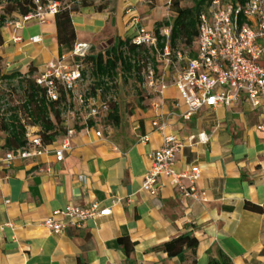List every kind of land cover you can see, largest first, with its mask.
<instances>
[{
	"label": "crops",
	"instance_id": "crops-1",
	"mask_svg": "<svg viewBox=\"0 0 264 264\" xmlns=\"http://www.w3.org/2000/svg\"><path fill=\"white\" fill-rule=\"evenodd\" d=\"M167 2L108 0L102 11L94 5H67L77 9L70 12L75 42L92 44L94 54L111 40L131 39L135 28L127 14L129 7L153 32L156 23L162 22L153 16L159 8L167 10ZM36 36L41 37L40 43L31 42ZM70 51L59 43L56 16L43 24L26 23L21 29L9 22L1 29L4 75H42L50 63ZM173 74L174 69L163 94H149L141 105L138 97L132 100L130 136L114 140L103 133L100 121L93 120L94 126L89 127L84 120L76 123L73 149L64 161L57 162L50 154L37 160L16 159L2 170L0 264H193L194 260L208 264L209 253L216 256L217 249L233 264H264V213L245 207L246 203L264 206V111L244 101L232 108L203 109L185 119L186 105L173 85ZM105 98L98 95V103ZM155 120L166 122L167 133L184 143L177 171H187L191 165L201 168L198 188L205 194L204 202L180 198L167 178L160 179L156 195L143 189L149 155L162 146V135L153 127ZM81 126L85 128L79 130ZM200 134L206 135L207 143L199 140ZM146 135L149 141L143 142ZM7 136L0 134V156L11 151L4 147ZM94 204L111 209V215L60 233L43 226L56 210ZM187 233L199 241L195 255L187 252L183 258H171L161 249ZM120 238L129 245L120 246ZM131 243L134 249L126 254Z\"/></svg>",
	"mask_w": 264,
	"mask_h": 264
},
{
	"label": "built area",
	"instance_id": "built-area-1",
	"mask_svg": "<svg viewBox=\"0 0 264 264\" xmlns=\"http://www.w3.org/2000/svg\"><path fill=\"white\" fill-rule=\"evenodd\" d=\"M31 1L34 11L11 22L16 29L32 21L43 24L49 16H56L67 5H79L82 0L69 4L60 0ZM171 1L167 2L169 7ZM127 14L131 15L135 28L132 44L153 48L157 52V69L149 63L143 71V89L149 94H163L174 69L172 81L186 105L185 119H191L203 109L232 108L244 101L254 109L264 111V64L261 63L264 56V0H247L245 3L239 0H211L208 9L199 16L195 45L186 51L172 50L171 28L161 31L166 37V44L163 50L158 49L157 36L142 25V19L135 14L133 7L127 9ZM41 41L40 36L31 38L33 43ZM92 49L90 43L75 42L68 55L50 63L44 74L35 76L36 83L46 87L48 100L57 101L64 94L68 103L73 105L64 114L67 134L61 142L47 145L36 127L28 126L26 145L0 156V181L2 170L9 169L16 159L37 160L51 154L57 162L65 160L66 154L73 149L71 139L74 129L71 122L77 117L74 111L76 105L84 113L86 122L107 116L109 99L99 104L98 96H90V88L78 93L79 85L85 81L84 72L88 73L91 69L85 60ZM98 93L100 95V91ZM153 127L162 135V146L149 155L150 168L145 174L143 189L156 195L161 187L160 179L167 178L178 189L180 198L204 202L205 194L198 188L201 168L191 165L187 171L178 172L177 157L184 143L176 134L167 133L169 126L166 122L155 120ZM97 135L101 136V132ZM198 138L202 143L208 141L205 134L198 135ZM141 140L149 141L148 135ZM111 212V209H101L98 204L88 208L68 205L44 219L43 226L52 233H60L67 228H81L87 221L109 216Z\"/></svg>",
	"mask_w": 264,
	"mask_h": 264
},
{
	"label": "trees",
	"instance_id": "trees-1",
	"mask_svg": "<svg viewBox=\"0 0 264 264\" xmlns=\"http://www.w3.org/2000/svg\"><path fill=\"white\" fill-rule=\"evenodd\" d=\"M60 1L69 4L76 0ZM94 1L82 0L79 6L88 7L93 5ZM100 1L101 4L96 7L98 11L106 9L108 5V0ZM184 1L186 0H172L169 8L174 14L173 19L156 23L153 32L158 38V49L163 50L165 47L166 37L161 34V31L167 28H171L170 46L174 52L195 45L199 16L208 9L211 0H190L193 3L190 7L183 6ZM239 1L245 3L247 0ZM34 9L31 0H0V40L3 27L14 21L17 16L28 15ZM75 10L77 9L65 8L56 15L59 43L67 45L70 49L73 48L76 39L70 12ZM157 58L155 49L135 46L132 44L131 39L115 41L107 49L96 50L94 54H90L85 60L91 65L89 75L87 76V72H84V78L89 77L91 81L90 96L97 97L98 91H100V95L104 96L114 92L118 77L121 75L125 84L131 80L135 82V92L138 103L141 105L147 97L142 90L144 83L143 71L149 63L157 69ZM33 75L34 72L4 75L0 69V86L5 83L12 87L17 83L24 93V101L20 105L10 108V113L4 109L0 110V134H8L5 149L17 151L23 148L27 143L28 126L39 128L38 134L47 145L55 143L59 137L67 134V128L64 127V114L73 105L68 103V99L64 94H61L57 101L48 100L46 87L38 85ZM105 99H109V112L104 119H107L114 128L121 127L122 113L119 103L111 97ZM92 121L93 119H90L86 122L89 127L94 126ZM98 121L101 122V120ZM83 126L79 130L85 128ZM73 127L75 130L78 126L74 124ZM245 207L254 212L264 213V206L260 207L246 203ZM118 243L122 247L129 245L125 238H120ZM198 246L199 241L197 238L192 233H187L165 243L161 249L171 258H183L187 252L195 255ZM133 249L134 244H132L130 250H125L126 254H130ZM193 264H196V260L193 261ZM208 264H233V262L222 250L217 249L216 256H213L211 252L209 253Z\"/></svg>",
	"mask_w": 264,
	"mask_h": 264
},
{
	"label": "rangeland",
	"instance_id": "rangeland-1",
	"mask_svg": "<svg viewBox=\"0 0 264 264\" xmlns=\"http://www.w3.org/2000/svg\"><path fill=\"white\" fill-rule=\"evenodd\" d=\"M101 4L100 0H95L93 2L94 6H98ZM192 2L190 0H186L182 3L183 6H192ZM165 7H168L167 10L162 7L159 8L156 12V15H152L154 20H160L164 21L166 19H173L174 14L170 11V8L168 5ZM167 16V18H166ZM163 31V30H162ZM187 49L184 48V50L180 51H186ZM90 69V67L88 66ZM91 70V69H90ZM89 73H87V76ZM135 82L133 80L129 81L128 83H124L123 77L119 75L118 81L116 82V88L114 92H110L107 94V97L113 98L116 102L119 103L121 113H122V122L121 127L114 128L113 125L108 122L107 119L101 118V129L105 135H109L112 139L117 140L121 136H130V133L132 131V116L134 115V102H132L133 99H136L137 95L135 92ZM91 81L90 78L86 77L85 81H83L79 85V91L78 93L84 92L87 88H90ZM143 90V94L147 97H149V93ZM99 94V93H98ZM0 110L4 109L6 112L10 113V108H13L15 106L20 105L24 101V93L23 90L18 86L17 83H15L12 87L3 83L0 86ZM74 111L76 113V119L74 122H71V125H74L76 123H82L84 122V118L81 111H79V107L76 105L74 108ZM122 130V131H121Z\"/></svg>",
	"mask_w": 264,
	"mask_h": 264
},
{
	"label": "water",
	"instance_id": "water-1",
	"mask_svg": "<svg viewBox=\"0 0 264 264\" xmlns=\"http://www.w3.org/2000/svg\"><path fill=\"white\" fill-rule=\"evenodd\" d=\"M114 43V40H111L107 43H104L100 49H107L108 47H110L112 44Z\"/></svg>",
	"mask_w": 264,
	"mask_h": 264
}]
</instances>
